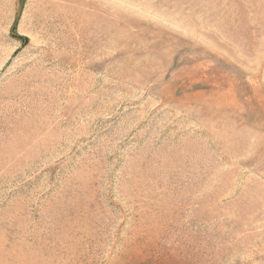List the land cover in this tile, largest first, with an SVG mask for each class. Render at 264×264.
<instances>
[{"label":"rangeland","instance_id":"rangeland-1","mask_svg":"<svg viewBox=\"0 0 264 264\" xmlns=\"http://www.w3.org/2000/svg\"><path fill=\"white\" fill-rule=\"evenodd\" d=\"M0 264H264V0H0Z\"/></svg>","mask_w":264,"mask_h":264}]
</instances>
